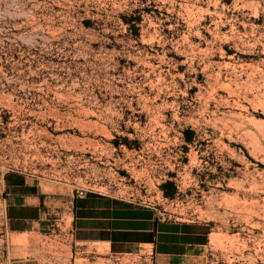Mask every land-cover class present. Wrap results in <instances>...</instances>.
Listing matches in <instances>:
<instances>
[{
	"label": "rangeland",
	"instance_id": "rangeland-1",
	"mask_svg": "<svg viewBox=\"0 0 264 264\" xmlns=\"http://www.w3.org/2000/svg\"><path fill=\"white\" fill-rule=\"evenodd\" d=\"M12 173L140 218L104 264H264V0H0V264L73 258L67 215L12 234Z\"/></svg>",
	"mask_w": 264,
	"mask_h": 264
},
{
	"label": "crops",
	"instance_id": "crops-1",
	"mask_svg": "<svg viewBox=\"0 0 264 264\" xmlns=\"http://www.w3.org/2000/svg\"><path fill=\"white\" fill-rule=\"evenodd\" d=\"M6 187L8 198L5 214L14 236L30 237L37 234L35 228L49 226L46 222L49 221V216L67 215L70 218V234L67 236L73 238L76 245L81 244V247H72L74 257L69 259L65 257L69 249L64 247L23 248L45 257L41 260L14 257L11 264H104V261H109V258L102 256L94 260L88 255L92 249L85 245L102 244L103 254L110 249L117 254H126V252L140 251L142 248L143 240H140L143 232L142 220L134 217L127 219L117 215V212L126 210L125 204L121 202L96 194H88L83 198H73L65 204L60 196L51 197L38 184L28 182L18 173L7 175ZM148 231H153V228ZM58 236L62 238V235ZM133 244H139V246ZM14 251L17 250L12 248L13 254ZM53 251L58 254V257H47L51 253L54 254Z\"/></svg>",
	"mask_w": 264,
	"mask_h": 264
},
{
	"label": "built area",
	"instance_id": "built-area-1",
	"mask_svg": "<svg viewBox=\"0 0 264 264\" xmlns=\"http://www.w3.org/2000/svg\"><path fill=\"white\" fill-rule=\"evenodd\" d=\"M78 196L82 198V197H84V196H85V193H84L83 191H81V192H78Z\"/></svg>",
	"mask_w": 264,
	"mask_h": 264
}]
</instances>
